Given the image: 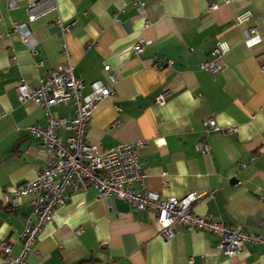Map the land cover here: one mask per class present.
Returning <instances> with one entry per match:
<instances>
[{"label": "crops", "instance_id": "0c3cea01", "mask_svg": "<svg viewBox=\"0 0 264 264\" xmlns=\"http://www.w3.org/2000/svg\"><path fill=\"white\" fill-rule=\"evenodd\" d=\"M8 1L0 0V243L9 245L10 255L20 252L31 196L12 206L9 191L48 161L44 145L27 130L45 126L44 109L22 104L15 87L21 79L35 85L68 64L83 80L84 94L92 81L109 83L105 64L117 75L112 93L91 113L88 141L102 147L140 142L135 150L149 189L163 197L200 193L193 213L264 236V0H53V10L29 23L35 53L13 29L26 21L33 0ZM244 10L251 19L236 23ZM139 39L149 43L136 54ZM218 40L229 45L220 71L200 69ZM50 111L74 117L70 103L50 105ZM208 117L236 131H207L202 122ZM57 133L64 139L71 131ZM202 139L209 143L206 153L195 146ZM67 192L24 264H264V245L245 244L228 256L212 233L176 226L162 237L149 210L107 201L94 188ZM3 257L0 250V264Z\"/></svg>", "mask_w": 264, "mask_h": 264}, {"label": "built area", "instance_id": "2783aa9c", "mask_svg": "<svg viewBox=\"0 0 264 264\" xmlns=\"http://www.w3.org/2000/svg\"><path fill=\"white\" fill-rule=\"evenodd\" d=\"M222 1L225 4L230 2ZM46 4L47 7L44 8ZM136 4L138 12L142 13L144 3L140 1ZM8 5L13 6L14 1L9 0ZM216 6L215 2L210 4L211 9ZM54 8L53 0H33L26 6V21L13 23V29L19 33L30 53L36 52V41L30 34L29 23ZM251 16L249 10H244L236 14L234 20L238 24H244ZM56 21L60 24L58 18ZM69 27L70 24H67L63 28ZM248 30L250 33L255 32L254 27H248ZM148 43L139 39L133 46L134 52L142 53ZM228 50L226 41H216L208 58L199 62V68L211 73L219 72L220 58ZM10 59L15 61V55ZM261 68L264 70V65ZM103 69L107 72L109 83L92 81L90 91L86 94L82 92L83 80L74 76L70 64L39 77L35 85L23 79L16 84L17 97L22 104L32 101L44 109L45 126L29 125L27 130L44 145L48 161L36 172L33 179L16 185L9 191L8 199L12 206L18 205L22 197L31 196V214L24 218L23 229L18 237L21 249L17 255H10L9 245L0 243L3 262L24 264L25 257L32 250L41 229L52 222L57 206L67 199V189L72 193H84L94 188L97 195L107 201L118 198L129 202L136 211L153 212L156 232L162 237L172 235L176 226L212 233L218 239V248L228 256L236 255L245 244L264 245V236L243 231L240 225L225 224L210 214L193 213L191 204L201 196L200 193L189 192L182 197H163L157 191L149 189L146 186L145 170L135 150L140 142H119L110 147H102L86 139L85 128L92 111L112 93V85L117 78L110 65L105 64ZM165 95L166 92L159 94L156 101L162 104ZM57 103H70L74 109V117H54L50 105ZM202 123L207 131H221L225 134L236 131V127L222 129L213 117L206 118ZM59 128L68 129L71 134L62 139L57 133ZM195 146L202 153L209 150V143L205 139ZM133 183H137L138 187L134 188Z\"/></svg>", "mask_w": 264, "mask_h": 264}]
</instances>
